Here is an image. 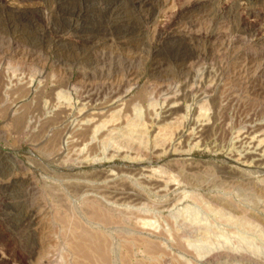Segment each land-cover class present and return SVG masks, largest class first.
Segmentation results:
<instances>
[{"label":"rangeland","instance_id":"rangeland-1","mask_svg":"<svg viewBox=\"0 0 264 264\" xmlns=\"http://www.w3.org/2000/svg\"><path fill=\"white\" fill-rule=\"evenodd\" d=\"M89 237L264 264V0H0V264Z\"/></svg>","mask_w":264,"mask_h":264},{"label":"bare ground","instance_id":"bare-ground-1","mask_svg":"<svg viewBox=\"0 0 264 264\" xmlns=\"http://www.w3.org/2000/svg\"><path fill=\"white\" fill-rule=\"evenodd\" d=\"M173 108V107H172ZM171 109H170V107H168L167 108V111H170ZM28 177V176H27ZM28 179V178H27ZM26 180V179H25ZM29 180V179H28ZM31 180V179H30ZM27 183V182H26ZM29 183V182H28ZM33 187V186H32ZM97 209V208H96ZM98 212L96 211L95 212V214H97ZM94 214V213H93ZM94 214V215H95ZM99 214V213H98ZM93 216V215H92ZM101 215H99V217H100ZM105 216H106V214H105ZM99 219V218H98ZM102 219V218H101ZM37 220V219H36ZM62 220V219H61ZM106 220V219H105ZM108 220V219H107ZM64 223V222H63ZM85 229V228H84ZM82 231V230H81ZM86 231V230H85ZM77 232V231H76ZM86 232H88L89 233V231H88V229H87V231ZM80 234H81V232H79ZM94 233V232H93ZM92 233V235L94 236L95 234H93ZM99 233V232H98ZM78 234V233H77ZM79 234V235H80ZM84 235H86V234H84ZM84 235H82V238L84 237V238H86L87 237V235L86 236H84ZM91 235V234H90ZM91 235V236H92ZM100 235V234H99ZM98 235V237H101V239L103 238L102 236H99ZM88 236H89V234H88ZM92 236V237H93ZM98 237H97V239H98ZM79 238H81L80 236H79ZM82 238H81V240H82ZM84 238H83V240H84ZM95 238V237H94ZM100 238H99V241L100 242H95L94 241V239H93V242L91 241L90 242V237H89V242L90 243H92V245H91V247H93V250L95 251V253H96V255L102 260V262L104 263V264H111L110 262L111 261H109L107 258H110V257H107L106 256V253H105V250H104V247H103V245L102 244H100L101 242H103L102 240H101ZM85 240H87V238L85 239ZM96 240V239H95ZM107 240H108V238H107ZM82 242V241H81ZM80 243V242H79ZM79 243H77V244H79ZM107 244H108V242H107ZM110 244V243H109ZM87 245V244H86ZM88 245H89V243H88ZM154 245V244H153ZM76 246H78V245H76ZM80 247H78L79 249H75L76 250V252H77V250L79 251L80 249V251L82 252V248H83V246H82V244L81 245H79ZM82 247V248H81ZM90 247V246H89ZM127 247V246H126ZM131 247V246H130ZM130 247H129V249H130ZM85 248V247H84ZM74 249V248H73ZM107 249H108V246H107ZM156 250V249H155ZM84 251V250H83ZM147 251V250H146ZM84 252H86L85 254H88V252L85 250ZM84 252L82 253V255L84 254ZM149 252V251H148ZM78 253V252H77ZM150 253V252H149ZM79 254V253H78ZM84 254V255H85ZM109 254V253H108ZM81 255V254H80ZM90 255H91V253H90ZM88 256V255H87ZM83 257V256H82ZM85 257V256H84ZM89 257V256H88ZM88 257H87V260H88ZM91 257V256H90ZM89 257V258H90ZM107 257V258H106ZM98 260V259H97ZM108 260V261H107ZM124 260V259H123ZM94 261V260H93ZM127 261V260H126ZM50 262V261H49ZM98 262H99V264H101L100 263V261L98 260ZM109 262V263H108ZM140 262H142V261H140ZM58 263V262H57ZM91 263V262H90ZM94 263H95V261H94ZM38 264H50V263H48V261L47 262H40V263H38ZM52 264V263H51Z\"/></svg>","mask_w":264,"mask_h":264}]
</instances>
